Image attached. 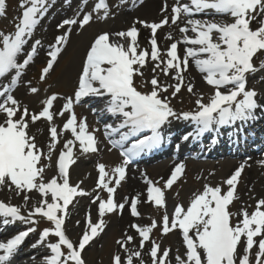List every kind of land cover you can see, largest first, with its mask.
Listing matches in <instances>:
<instances>
[{
	"label": "snow or ice",
	"instance_id": "6c2138e0",
	"mask_svg": "<svg viewBox=\"0 0 264 264\" xmlns=\"http://www.w3.org/2000/svg\"><path fill=\"white\" fill-rule=\"evenodd\" d=\"M48 4L49 0H20L21 15L16 17L14 32L5 34L0 31V78L13 70L15 73L10 82L0 90V97L4 98L0 102V116H3L0 121V187L22 196L25 206L32 199L30 194L36 193L39 197L26 216L22 215L19 206L0 201V222L5 225L15 221L37 224L39 221L36 218H42L51 227L41 230L33 247L45 244L50 236L57 238L56 242L46 244L50 249L46 264H86L83 252L105 230L106 215L122 213L126 207V203L116 202L115 193L126 178L127 165L132 157L145 148L160 143L159 129L170 118L190 120L198 126V132L207 131L213 125L223 126L255 118L254 114L261 105L258 103L257 91L247 87V80L249 75L264 70V0H188L183 4L177 0V6L171 10V23L177 24L182 15L189 18L185 26L179 28L183 34L182 41L172 42L164 54L158 47L156 34L158 29L169 23L167 17L159 23L136 21L151 30L150 52L140 49L139 30L135 24L124 31L101 32L86 52L74 96L66 98L62 109L55 113L52 109L58 96L52 94L42 101L43 107L36 113L22 107L11 95V90L23 70L32 62L37 46L41 44L40 40H36L31 52L27 53V58L22 63L18 62L26 38L34 34L40 19L48 10ZM6 7L7 0H0V17L5 15ZM101 10L104 12L102 18L107 19L109 9L106 0H99L95 4L94 11ZM197 14L227 19L217 22L216 19L192 18ZM92 19L89 13L82 18L64 19L58 24L57 27L64 31L54 37V43L50 46L47 53L49 59L41 69L42 81L53 70L62 54V48L69 42L73 26L83 29ZM254 23L257 25L255 28L252 27ZM189 32L194 35L190 37ZM166 38L173 39L171 34ZM179 43L187 46L182 58L178 55ZM162 55L167 58L163 59ZM190 60L194 61L195 67L213 92L207 103L200 96L195 101L194 111L178 114L170 106L169 98L162 93H167L169 87L173 88V97L181 91ZM149 61L154 62L153 73L159 69L165 76H171L176 83L165 86L153 75L144 82L151 85V90H139L135 77H143L141 69ZM29 91L36 94L39 89L30 87ZM187 91L193 93L194 85L189 83ZM88 96L107 97L105 110L113 116L123 118L115 128L105 125L106 137L120 129H129L121 134L119 140H109L113 147L123 148L131 137L146 131H150L151 136H145L123 150L121 155L124 159L120 165L110 170L103 163L97 165L96 187L107 193V199H102L99 195L92 198L91 203L97 204L98 218L94 222L91 213H87L86 227L78 242L74 243L66 234L69 206L75 198L89 193L79 183L75 186L70 183L69 169L76 163L73 150L77 145L81 155L94 154L99 150L95 136L98 129L89 131L86 118L78 120L74 112V104ZM65 113L69 115L63 124V131L70 132L72 139L63 143L59 151L55 174L45 179L46 169L52 167L53 153L60 143L61 133H58L53 121L55 116L63 117ZM40 120L48 122L50 126L51 142L47 145V153L37 146L35 136L29 135L28 131L30 123ZM43 160L49 163L45 164ZM243 169L242 164L221 182L222 186H226V191L222 186L205 184L202 192L193 194L187 208L177 204L171 216L167 211L165 193L183 175L184 165H177L163 186H158V182L154 183L146 177L145 202L163 211L161 221L158 224L153 220L147 226L130 225L138 234L139 244L136 249L129 248L127 245L134 243L135 238L125 234L124 239L117 241L124 255L114 254L112 264H145L142 253L148 243L151 245L148 252L151 264H169L171 250L162 249L159 243L151 239L157 228L162 235H168L174 230L181 233L185 252L183 256L175 257V264H253L251 255L254 247H258L254 264H264V198L257 200L251 212L246 208L239 213L229 211L230 205L239 199L237 186ZM139 203V194L127 202L131 216H140ZM237 215L240 219L233 224L232 218ZM79 223L77 221V226ZM35 231V228L30 227L16 234L7 243L0 242V264H6L25 238Z\"/></svg>",
	"mask_w": 264,
	"mask_h": 264
},
{
	"label": "bare ground",
	"instance_id": "6f19581e",
	"mask_svg": "<svg viewBox=\"0 0 264 264\" xmlns=\"http://www.w3.org/2000/svg\"><path fill=\"white\" fill-rule=\"evenodd\" d=\"M107 1V0H106ZM119 1V21L122 24L133 25L135 24L136 28L139 30L138 36V44L140 48L147 49L149 52L151 51L149 39L151 36V30L148 28L143 27L142 24L136 23V21H145L147 23H156L159 20H163L165 17L169 19V23L165 25L164 29L160 28L157 30L156 39L158 47L162 54L166 53L169 45L172 42L182 41L183 35L178 32L180 26H185L186 20L189 17L181 16L180 20H178L177 24L171 23V16H172V8L177 6L175 0H118ZM98 3V0H56L52 3L48 4V10L46 14L40 19L38 26L34 30V34L30 38H26V44L22 50V52L18 56V61L23 62L24 59L27 58V53L31 52V48L36 40H40L41 44L37 46V52L33 57L32 62L29 64L37 67L39 63H44L49 59L47 56L48 51L50 50V46L54 43V37L61 34L64 29H59L57 26L58 24L62 23L64 19L69 18H82L84 14H91L93 19L89 25L85 26L83 29H80L76 26H73V30L70 35L69 42L66 46L62 48V54L58 57L57 62L54 66L58 65L62 59L66 56L70 55V52H73V56L66 64L62 75L59 79L60 83H63L65 86L72 87L74 83V79L76 77L77 69L86 58V52L89 49L90 44V31L91 28H95L97 23L102 21H106L107 19H103L104 16L103 10L100 12L94 11L95 4ZM185 3V2H184ZM183 4V3H182ZM166 9V10H165ZM130 12L127 16L125 15L126 12ZM195 19H216L217 22H223L226 20V17L221 16H209L205 14H198ZM116 23L108 25L107 27L113 32ZM257 25L254 23L252 25L255 28ZM102 27V23L99 24L95 30H98ZM171 34L172 40L167 39L166 37ZM189 35V33H188ZM187 46L183 43L178 44V55L182 58L184 56L185 48ZM163 59H166V55H162ZM154 66V62L149 61L141 71L144 75H148L149 72H152V68ZM28 66L26 68H29ZM25 68V69H26ZM23 70L21 77L19 78L16 85L12 87L11 95L20 103L22 107H27L31 112L38 113L41 111L43 105L42 101L46 99L42 95L41 92L36 94H32L29 91L30 85L27 84L23 75H27V71ZM261 72L258 71L255 74H259ZM153 73V72H152ZM15 75L14 70L10 74H7L4 78H0V90H2L3 85L8 84L11 78ZM156 75L161 82V84L168 86L174 85L176 83L175 80L171 78V76H165L159 69ZM260 74V79H261ZM194 85V91H201L206 82L203 79V75L197 70L195 67L194 61H189L188 71L184 73V86L188 84ZM256 82L248 80V84L253 86ZM262 84V91L258 93V103L261 105L254 114L255 118L249 121H239V123L245 124V135L246 140L244 145L235 146L232 144L234 140L237 138V133L234 130L237 128L236 123H230L224 125L222 128L218 126L214 127L213 135L210 138H207V134L203 137H198L195 131V123L184 119H176L170 118L169 122L163 125L159 129V133L161 136V141L159 144L145 149L141 156H144L140 162L137 163L135 167H126V178H125V192L121 193L118 190L115 193V200L118 203H126L130 201V199L137 194L140 196L141 203L138 205V211L140 213L139 217H133L130 215V211L125 209L123 212H120L119 220L116 223L117 227H120L121 238H125V234L131 235L135 238L133 245V249L137 248L139 244V237L138 234L130 227L132 224H141V222H146L147 218H142L141 215L148 211L150 208H153L154 205L151 203L145 202L147 200L146 196V189L147 184L145 183V178L149 177L144 174V169L148 167L151 163H156L159 161L165 160V156L167 153L172 151V143L176 136L180 135L183 131L188 130L183 136L182 139L177 140V142H186L190 146V149L186 151L184 157H178L174 163L183 164L187 160L190 159H201L208 158L205 156V151L210 148L209 154L207 156L216 157L219 153H233L235 158V164L233 169L227 174L229 177L234 169L239 168L242 164L245 167H248V171L243 177L242 185L240 188V195H244L245 197H249L251 202L255 200H259L260 198L256 195L254 197L255 192H259L260 190L264 189V156L260 153H264V82ZM171 88V87H169ZM58 90H48L47 98L52 94H55ZM211 91V89H210ZM213 92V91H212ZM3 97H0V102H3ZM108 102L107 97H94L89 96V100L87 104L80 106L79 112L82 116V119L86 118L88 120V113L92 110L97 108H102L101 113L98 114L100 124L102 120L105 121H112V117L110 113H108L106 109V105ZM66 103L62 97H58L56 101H54L52 111L58 113L61 109L63 104ZM67 113L63 117L59 115L55 116L54 118V125L57 127L58 133H61L59 136L60 143L57 145L55 152L53 153L52 157V167L46 169L45 172V179L51 178L56 172V164L55 160L61 150L63 143H65L68 139H72L70 132L63 131V124L68 119ZM3 120V116H0V121ZM115 119L113 120V122ZM88 125V121H87ZM49 124L44 120L37 121L36 123H30L29 126V135L35 136V142L38 147H40L45 153H47V145L51 142L50 141V134H49ZM145 133H140L138 135H144ZM118 136V135H117ZM146 136H151L147 134ZM133 139L131 137L128 141ZM230 144L232 147H230ZM184 146V145H183ZM182 146V152H185L184 147ZM186 146V145H185ZM193 148L196 150L193 151ZM234 148V149H233ZM98 151L94 154H87L81 155L78 149V145L74 148V158L76 163L73 164L70 169V183L75 186L76 184H80V187L89 195L83 197H77L76 204L70 208V214L68 218V223L70 222V228L67 230L68 234L73 237L76 234H82V231L86 227L85 225V216L87 213H91V219L95 222L97 220V208L95 204L91 203V200L94 196L98 193L100 194L101 190L96 187L98 174L95 168L90 164L92 160L96 157L97 154L102 152V148L98 147ZM251 152V161L247 164L245 163L247 158V151ZM221 151V152H220ZM220 158H216L215 160H219ZM43 163H49L47 160H43ZM90 164V165H89ZM168 173V170L165 172ZM161 175V173H160ZM226 177V178H227ZM32 199L29 201L28 205L25 206L23 203L22 196H17L14 192L8 190L7 188L0 187V201H4L6 203H11L12 205L19 206L21 208L22 215H27L28 211L30 210L31 206L37 202L39 199L36 193L30 194ZM127 198V200H126ZM248 200V201H249ZM250 202V201H249ZM128 208V206H127ZM156 208V207H155ZM172 213L169 214L171 216ZM140 218L141 220H138ZM76 220V223L74 222ZM77 221H79V226H77ZM31 224H26L22 221H15L13 223H9L7 225L0 222V242L7 243V241L13 238L19 232L26 230L22 228L24 226H30ZM34 226V224H33ZM145 226V225H144ZM37 228V225L34 226ZM109 228H112L111 226ZM80 234V235H81ZM102 234V233H101ZM101 234L91 243L92 245L95 244ZM37 233L32 232L29 234L28 237L22 242V244L17 248L16 251L11 255L9 260L6 264H17V259L20 255L18 253L19 248H24L27 250V254H31V257L39 258L38 261H41V264H46V247L45 244L39 245L37 247H33L38 241ZM78 242V241H77ZM176 242V249L178 255L183 256L185 252V248L182 244V239L177 236L175 239ZM46 243V242H45ZM90 244V245H91ZM130 248V244L127 245ZM120 247V245H119ZM89 246L86 247L88 249ZM85 249V250H86ZM242 246H240V251L242 252ZM146 246L143 249V259L144 256L147 254ZM2 254V252H0ZM175 254L169 257V264H175ZM84 258V257H83ZM31 261V262H30ZM28 264H38L37 261L29 260Z\"/></svg>",
	"mask_w": 264,
	"mask_h": 264
},
{
	"label": "rangeland",
	"instance_id": "374dc122",
	"mask_svg": "<svg viewBox=\"0 0 264 264\" xmlns=\"http://www.w3.org/2000/svg\"><path fill=\"white\" fill-rule=\"evenodd\" d=\"M55 2L56 0H49V4L52 2ZM20 0H7V7L4 17L0 20V31L4 32L5 34H9L14 32V23L16 22V17L21 15V9L19 8ZM119 5V2L117 0H112L110 6H114L113 8L110 7L109 15L107 22L113 23L117 20V15L119 13V9L117 8ZM130 14V12L128 13ZM127 14V15H128ZM162 21L159 20L158 23ZM98 26V24L96 25ZM126 27L130 26H122L118 25L116 28V31L121 29V31H124ZM96 28V27H95ZM92 29V28H91ZM105 30V28H102V31ZM115 31V32H116ZM98 33V30H91L90 31V38H93V36ZM260 55V54H258ZM73 56V52H70V55L66 56L62 61L59 62L58 65L54 66L53 70H51L50 74L47 75V77L42 81L40 79L41 76V69L43 66H45L46 62L41 63L37 70H35L33 67L28 68V75H23L25 78V81L27 82L30 87H36L39 89V92L42 93L44 97L47 99V93L48 90H58L57 93H55L58 97H62L64 101L66 102V98L72 97V90L73 86L65 87L63 83L59 82L60 76L62 74L63 69L65 68L66 64L69 62L71 57ZM256 58H254V61ZM19 62V61H18ZM21 63V62H20ZM81 65V64H80ZM80 65L77 69V73L80 69ZM258 66V62H257ZM260 74L261 79H260ZM153 76L152 72H149L148 75H143V77L137 76L135 77V82L139 86V90L147 92L151 90L150 84H145L144 82L147 80H150ZM248 80L255 81L256 83L250 87L248 84L249 89H255L257 92L262 91V84L261 82H264V70H261L259 74H251L248 76ZM247 80V81H248ZM77 81V78L75 77L74 83ZM173 88H169L167 93H162L163 96H167L169 98L170 106L173 108L174 111H176L178 114H182L184 112H192L196 109V103L195 101L200 97L203 96L204 102L207 103L209 97L211 96L212 92H210L208 85L206 84L205 87L201 91H196L193 93H189L187 91V86L182 87L181 91L177 93L174 97L172 96ZM80 105V104H79ZM75 114L76 111H74ZM78 118V117H77ZM79 120V119H78ZM170 160V159H169ZM167 161V160H166ZM231 162L229 159H226L224 161H219L217 164L215 162H212L209 164V166L203 167L199 166L202 163H193V162H187L184 166V173L183 175L175 182V184L172 186L171 189L166 190V202H167V211L168 214L172 213L174 211V208L177 204L183 205L185 208L188 207L191 198L193 197L194 193L202 192L204 189L205 184H209L213 187L215 186H222L221 182L224 180V176L228 173L229 168L231 166ZM103 163L106 166V169L110 170L114 168L115 166H118L121 164V161L118 160L114 155L111 153L103 152L98 154V156L92 160L90 163L95 170L97 171V165ZM89 164V165H90ZM166 163L165 162H158L154 163L152 165H149L144 169L146 170V174H149L150 180L154 183L158 182V186H163V183L165 181V178L167 176H163V178L158 176V173L163 171ZM196 165V166H195ZM148 176V175H147ZM114 186V185H112ZM125 185H122L121 187H118L117 189L121 191V193H124ZM224 190L226 191V187L222 186ZM241 188V184H238L237 186V192L239 193ZM102 199H107V193L103 190H101L100 194L98 193ZM264 197V189L260 190L259 192H255L254 197ZM249 197H244V195L241 194V197L239 199L235 200L232 205H230L229 211L233 213H239L243 208H246L249 212L254 210V206L257 202V200L248 203ZM76 199H74L72 205L74 206L76 204ZM98 203V202H97ZM97 208V204H95ZM128 204L126 205V210ZM72 207V206H71ZM129 211V210H128ZM120 212L113 213L112 215H106L105 222H106V228L102 232L101 237L95 244L89 245V248L86 249L83 252L84 260L86 261V264H112V257L116 253H120L121 255H124L123 249L119 247V244H117L118 240H121L123 237L120 232V227L116 226L117 221L119 220ZM163 215L162 210H158L157 208L153 207L150 208L148 211L144 212L141 215L142 218H147L146 222H141V224L147 226L151 224L153 220L157 221L159 224L161 221ZM39 223L34 224L40 225L45 224L43 223V219L37 217L36 218ZM138 218V220H141ZM240 219V217L234 216L232 218V223L235 224ZM76 223V220H74ZM70 222L66 223V234L67 236L75 243L79 240L80 234H76L73 237H71L68 234V229L70 228ZM33 224L30 226H24L23 229L33 228ZM112 228H109V227ZM51 227V225L46 222L45 228ZM42 229H37V237L40 236ZM25 231V230H23ZM179 236L182 239L181 233L179 230H174L173 232L169 233L168 235H162L159 228L155 229L151 235V239L155 240L157 243L161 245L162 249H170V255L175 254V256L178 255L177 249H176V237ZM259 240V237L256 238ZM57 238L50 236L48 240L45 243L46 247V255H50V249L47 248L46 244L50 242H56ZM242 246V245H241ZM151 245L150 243L146 244L147 252H149ZM184 247V246H183ZM243 247V246H242ZM130 248L133 249V245L130 244ZM258 247H255V252L258 250ZM22 249L19 250V252ZM66 251V249H65ZM255 252L253 253V264L255 262ZM29 257H31V254H26V250H23L22 254L19 256V261L23 260L22 262H19V264H28L29 263ZM32 261H37V257H31ZM169 259V258H168ZM145 264H151V259L148 253L144 256ZM31 262V261H30ZM41 263V262H40Z\"/></svg>",
	"mask_w": 264,
	"mask_h": 264
}]
</instances>
